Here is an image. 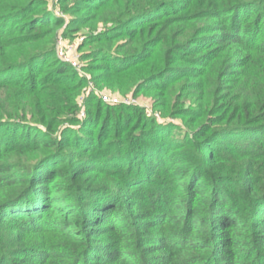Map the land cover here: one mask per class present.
<instances>
[{
    "label": "trees",
    "instance_id": "16d2710c",
    "mask_svg": "<svg viewBox=\"0 0 264 264\" xmlns=\"http://www.w3.org/2000/svg\"><path fill=\"white\" fill-rule=\"evenodd\" d=\"M0 264H264V0H0Z\"/></svg>",
    "mask_w": 264,
    "mask_h": 264
},
{
    "label": "built area",
    "instance_id": "2783aa9c",
    "mask_svg": "<svg viewBox=\"0 0 264 264\" xmlns=\"http://www.w3.org/2000/svg\"><path fill=\"white\" fill-rule=\"evenodd\" d=\"M82 37H78L75 40H68L64 36L59 35L55 40V50L57 57L64 63L68 64L72 68L76 69L81 74L85 75L83 72L84 69V61L81 58V52L79 50V44L82 41ZM83 71V72H82ZM91 90V82H89L87 91ZM101 98L104 101L111 102V103H124V104H139L136 98L127 95H102ZM81 100V98H80ZM141 105V104H140ZM142 106L146 109L147 113H153L150 111L148 107L142 104ZM83 115V112H81ZM154 115L160 119L159 113L155 112Z\"/></svg>",
    "mask_w": 264,
    "mask_h": 264
},
{
    "label": "rangeland",
    "instance_id": "374dc122",
    "mask_svg": "<svg viewBox=\"0 0 264 264\" xmlns=\"http://www.w3.org/2000/svg\"><path fill=\"white\" fill-rule=\"evenodd\" d=\"M58 14L62 15L60 12H57ZM85 63V62H84ZM84 71V69H83ZM82 71V72H83ZM86 76H89V73L86 74V71L83 72ZM99 93H101V96L104 94V95H109V96H112V95H119V92L118 91H112L108 88H103L101 90H99ZM137 101L139 102V104H143V105H147L146 107H148L150 109L151 112H153V114L156 112L155 110H153V107H152V104H151V101H150V98L144 94H140L137 98ZM158 113V112H157ZM160 115V120H164V121H170V122H173V123H180V120L177 119V118H174V117H170V116H167L166 118H163L161 114Z\"/></svg>",
    "mask_w": 264,
    "mask_h": 264
}]
</instances>
